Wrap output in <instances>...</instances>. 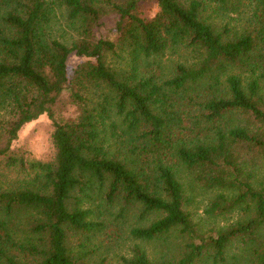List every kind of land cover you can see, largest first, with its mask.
<instances>
[{
    "label": "trees",
    "instance_id": "16d2710c",
    "mask_svg": "<svg viewBox=\"0 0 264 264\" xmlns=\"http://www.w3.org/2000/svg\"><path fill=\"white\" fill-rule=\"evenodd\" d=\"M139 2L0 0V157L27 173L0 184V264H107L96 239L128 217L125 264H264V0ZM44 114L55 160L9 155ZM182 172L236 220L200 232Z\"/></svg>",
    "mask_w": 264,
    "mask_h": 264
},
{
    "label": "rangeland",
    "instance_id": "374dc122",
    "mask_svg": "<svg viewBox=\"0 0 264 264\" xmlns=\"http://www.w3.org/2000/svg\"><path fill=\"white\" fill-rule=\"evenodd\" d=\"M139 11L146 20H151L159 11L157 0H140ZM114 21L109 19L101 33L103 37L109 36L114 26ZM234 24V23H233ZM87 61L85 58L77 57L72 53L67 62L69 75H72L74 69L81 63ZM67 102V101H66ZM78 117V110L68 104L59 106L57 118L59 120H74ZM54 126L48 115L44 114L37 120L26 124L19 132L18 139L13 143L9 155L15 158H24L26 162L50 163L55 160L56 150L52 143V133ZM7 157H0V184L8 185L11 181L21 180L27 177V173H20L19 168L8 169L5 166ZM258 177L264 176V171L258 170ZM189 175L185 172L180 174L181 182L185 185V194L187 197L186 209L192 215V220L198 225L200 232H206L210 229H219L236 220L235 214L227 218H212L206 214V210L214 193L205 191L200 187L190 184ZM139 213V212H137ZM138 214H136L137 216ZM128 217L127 223L121 225L120 230L112 227L111 230L104 233L96 239V245L99 251L94 255V259H107V264H125L122 257L130 256V250L136 246L137 242L128 238L127 229H130L133 220ZM116 231V233H115ZM119 231V232H118ZM111 232H114L110 236ZM143 249H147L152 259L159 258L164 246L161 242L142 244Z\"/></svg>",
    "mask_w": 264,
    "mask_h": 264
}]
</instances>
